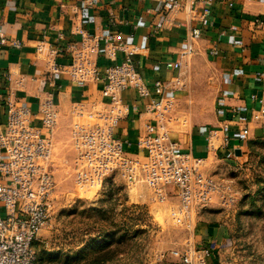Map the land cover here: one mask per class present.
<instances>
[{
	"label": "crops",
	"instance_id": "0c3cea01",
	"mask_svg": "<svg viewBox=\"0 0 264 264\" xmlns=\"http://www.w3.org/2000/svg\"><path fill=\"white\" fill-rule=\"evenodd\" d=\"M162 2L0 0V40L6 41L0 45V99L9 94L16 101L28 103L36 113L38 103L53 93L59 111L54 149H61L59 138H68L69 127L77 120L74 108L81 105L89 110L99 86L51 74L50 59L66 63L67 46L79 40L81 34L99 38L113 33L116 40L127 44L126 51H132L136 70L146 86H151L155 78L171 82L180 76L181 90L176 91L177 86L171 84L166 92L170 97L177 92V115L179 112L190 120L208 118L202 125L192 123L188 130L173 127L178 136L169 135L182 151L204 160L202 170L206 174L224 164L235 166L247 161L256 141L264 139V107L258 102L264 95V31L253 23L264 15V0H214L208 16L202 15L199 6L189 12L173 11L157 29ZM192 29L199 30L198 39L191 38ZM14 42L18 46H13ZM124 56L125 52L118 50L113 60L103 54L94 60L101 72L105 65L119 62ZM166 62H180L181 68L167 70ZM258 73L263 76L258 77ZM121 97L128 106L135 105L137 111L131 108L116 132L129 143V152L136 154V138L151 115L143 112L145 103L133 91H125ZM3 111L0 102L1 121ZM80 121L87 122L84 117ZM221 124L230 127L228 147L219 148L220 136L208 146V132L216 130L220 135L217 129ZM243 128L248 135L240 143ZM118 179L127 186L124 178ZM134 185L146 188L141 182ZM193 226L202 244L222 241L221 225L202 218Z\"/></svg>",
	"mask_w": 264,
	"mask_h": 264
},
{
	"label": "built area",
	"instance_id": "2783aa9c",
	"mask_svg": "<svg viewBox=\"0 0 264 264\" xmlns=\"http://www.w3.org/2000/svg\"><path fill=\"white\" fill-rule=\"evenodd\" d=\"M213 3L214 0H163L156 28H162V20L171 12H189L194 6H199L202 15L208 16ZM253 23L264 31V15L255 18ZM199 36V30L192 29L191 38ZM5 43L4 39L0 40V45ZM12 45L18 46L16 42ZM126 46L113 33L99 38L81 34L79 40L67 46L66 63L50 59L51 74L99 86V94L89 110L81 105L74 108L77 120L69 127V145L75 153V184L101 188L116 176L129 184L141 182L158 201L175 196L178 205L172 215L186 229L193 230L192 214L212 203L218 195L224 194L231 202L232 192L224 183L204 173L202 158L182 151L169 137L168 128L176 121L177 92L172 97L166 92L171 84L177 86L176 91L181 90L180 76L171 82L155 78L151 86H146L136 70L133 53L126 51ZM118 50L125 52L124 58L105 65L100 72L94 57L103 54L113 60ZM165 67L179 71L181 63L166 62ZM128 90L144 101L143 112L151 115L136 138V154L129 152V143L116 132L129 110L137 111L135 105L128 106L122 101V93ZM54 96L49 94L40 101L36 113L28 103L16 101L9 94L0 99L4 110V120H0V264H39L32 244L50 223L56 189L54 146L59 111ZM258 102L264 107V95ZM82 117L87 122L80 121ZM217 130L220 135L210 130L206 142L211 146L220 136L219 148L226 149L230 127L221 124ZM247 135L248 130L243 128L240 143L245 142ZM170 254L176 263L159 264H225L216 254L214 241Z\"/></svg>",
	"mask_w": 264,
	"mask_h": 264
},
{
	"label": "rangeland",
	"instance_id": "374dc122",
	"mask_svg": "<svg viewBox=\"0 0 264 264\" xmlns=\"http://www.w3.org/2000/svg\"><path fill=\"white\" fill-rule=\"evenodd\" d=\"M175 117L170 137L178 136V125L188 130L192 123L208 122L207 117L185 119L179 112ZM59 140L63 149H54L51 220L32 244L39 264L176 263L171 251L202 244L194 229H186L172 215L178 205L175 196L158 201L147 187L122 185L119 176V181L109 180L101 188L76 185L69 136ZM206 175L228 186L233 200L227 201L224 194L215 196L192 214V223L204 218L222 226V241L215 244L223 263L264 264V139L256 141L247 161L221 165ZM144 194L150 198L139 197Z\"/></svg>",
	"mask_w": 264,
	"mask_h": 264
},
{
	"label": "water",
	"instance_id": "95a60500",
	"mask_svg": "<svg viewBox=\"0 0 264 264\" xmlns=\"http://www.w3.org/2000/svg\"><path fill=\"white\" fill-rule=\"evenodd\" d=\"M237 155H238V152H237Z\"/></svg>",
	"mask_w": 264,
	"mask_h": 264
}]
</instances>
